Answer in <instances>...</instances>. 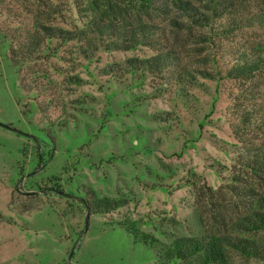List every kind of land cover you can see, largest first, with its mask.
Listing matches in <instances>:
<instances>
[{
  "label": "rangeland",
  "instance_id": "374dc122",
  "mask_svg": "<svg viewBox=\"0 0 264 264\" xmlns=\"http://www.w3.org/2000/svg\"><path fill=\"white\" fill-rule=\"evenodd\" d=\"M38 1L0 0V23L29 32L26 8L35 9ZM60 1L71 4L78 19L77 0ZM2 33L0 28V264H158L155 252L135 242L123 222L136 223L165 245L177 237L229 235L250 206L229 186L240 180L264 197V176L239 165L246 147L264 138L260 110L253 127L235 132L242 127L236 101L250 82L209 80L190 89V98L172 88L140 104L158 81L128 78L120 84L96 70L150 57L151 50L99 53L92 64L80 61L73 70L69 63L53 69L46 57L17 66L11 61L15 43ZM223 45L227 60L230 42ZM40 70L42 81L55 83L52 98L42 96L36 78L23 77ZM70 75L83 83L68 84ZM47 100L55 102L48 118L38 108ZM166 113L173 119L163 120ZM93 192L97 200L128 205L91 214L84 203ZM243 237L261 255L249 260L230 254L228 264H264V229Z\"/></svg>",
  "mask_w": 264,
  "mask_h": 264
},
{
  "label": "trees",
  "instance_id": "16d2710c",
  "mask_svg": "<svg viewBox=\"0 0 264 264\" xmlns=\"http://www.w3.org/2000/svg\"><path fill=\"white\" fill-rule=\"evenodd\" d=\"M73 5L78 19L73 16L72 5L60 0H39L35 9L27 7L29 32L22 27L8 29V21L0 23L5 40L15 43L13 64L36 63L46 57L53 69L69 63L73 70L80 61L92 64L99 53L147 49L153 52L150 57L130 58L96 71L120 84L128 78L158 81V87L138 99L140 104L160 99L172 88L179 97L190 98V89H202L204 81L250 82L236 101L241 111L237 125L242 126L235 129L237 135L254 126L253 113L264 112V103L247 108L264 97L260 90L264 87V0H77ZM249 31L251 37L246 38ZM225 41L230 42L227 60ZM42 73L40 70L31 76L27 72L23 77L36 78L34 84L42 96L52 98L55 83L51 79L48 84L42 81ZM65 81L73 86L83 83L78 75H70ZM54 107L52 100L38 106L47 118ZM166 116L162 119H173L172 113ZM261 125L264 127V120ZM260 141L248 144L239 159L245 172L256 178L264 176V138ZM234 183L239 184L229 186L231 193L241 203L250 204L249 214L235 224L234 234L177 237L165 245L141 232L134 222L125 221L122 228L135 242L154 251L158 264H228L230 254L257 258L261 255L259 248L243 235L264 229V197L240 180ZM94 194H89L84 203L91 214H106L128 205L126 200H97Z\"/></svg>",
  "mask_w": 264,
  "mask_h": 264
},
{
  "label": "water",
  "instance_id": "95a60500",
  "mask_svg": "<svg viewBox=\"0 0 264 264\" xmlns=\"http://www.w3.org/2000/svg\"><path fill=\"white\" fill-rule=\"evenodd\" d=\"M87 219H88V216H87ZM87 226H88V224H87Z\"/></svg>",
  "mask_w": 264,
  "mask_h": 264
}]
</instances>
